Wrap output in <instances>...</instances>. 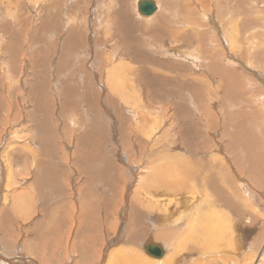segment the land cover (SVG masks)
I'll list each match as a JSON object with an SVG mask.
<instances>
[{
	"label": "bare ground",
	"instance_id": "1",
	"mask_svg": "<svg viewBox=\"0 0 264 264\" xmlns=\"http://www.w3.org/2000/svg\"><path fill=\"white\" fill-rule=\"evenodd\" d=\"M13 1L0 21V264H264V18L221 21L211 0H154L144 15L138 0L142 60L113 31L100 61L70 1L42 6L48 27H72L50 55L43 26L22 43Z\"/></svg>",
	"mask_w": 264,
	"mask_h": 264
},
{
	"label": "rangeland",
	"instance_id": "2",
	"mask_svg": "<svg viewBox=\"0 0 264 264\" xmlns=\"http://www.w3.org/2000/svg\"><path fill=\"white\" fill-rule=\"evenodd\" d=\"M3 1L6 2V3H3ZM7 1L8 0H0V21H1V14L5 11L3 9L4 5H2V4H6L8 6ZM17 1H21V4L20 5L15 4ZM45 1L46 0H14L13 1L14 7L15 6L16 7L19 6V7H18V10L15 12V14L12 13L11 16L13 15V17L15 19L13 17H12V19L13 20H17V22L19 24H23L21 26V28H20L21 31L24 30L22 32V35H23L22 43L25 41L24 40V35L26 33V29L27 28H32V26L35 25L36 26L35 29L36 30L40 29V32H39V30L38 31H33V35L40 36L39 33H42V28L41 27L43 26L45 31H46V35L39 37V40L41 42H39L38 44L44 50V54L46 53V54L50 55V51L49 50L52 48V47H50V44L52 43V41H53V43H55L57 35L59 37V34H63V39L67 35L69 36V34L72 33V27H71V25L69 26V29L71 28L70 29L71 31L68 32V30L65 29V32H62L63 29L59 25L60 22H59V24H56L54 26L53 25H49V27L47 26V24H44L43 21H41V20H43L45 18L44 16L46 15V10L43 9L46 6V4H45L46 2ZM49 1L50 0H47V2H49ZM66 1L67 2L68 1L71 2V3L70 2L68 3L69 9L67 7V15H66V17H71V19H73L74 21L75 20L78 21L77 22L78 23L77 24V28H78L79 31H80V28H82V25H81L82 22H85V25H83L84 29H82V31H84L87 34L88 31L90 30L91 33L93 32L94 35H96V39L94 40V36H93L91 40L92 41L93 40L96 41L98 39L97 42H95V44L98 43V47H100L99 48V52L97 53V57L100 58V61H103V57L105 56L104 55V47H102L101 44H103V43L104 44L105 43L110 44L111 42L116 44V45L118 44V42L116 43V40H114L111 37V36L114 35L113 31H115L116 33H118V32H120V33L127 32L128 34H132V37L126 38V40L124 41L123 45H119V46H120L121 50H123L124 53H126L125 56L128 55L130 57V55H131V56L135 57L134 59L142 60V57H141L140 53L143 52V51L138 53V50H136L137 48H134L135 46H137V44H138L137 41L138 40L141 43L142 48H145V46H146V44L144 43V42H146V32H145V30H146L145 29V27H146L145 25L146 24H145L144 19L142 17L140 18L138 16L139 14H137V11L135 10V6H136L135 4H136V2L138 0H83L80 3L77 0H66ZM240 1H242V2H240ZM74 2L75 3L78 2V3H76L78 5H76V6L74 5L73 6L72 3H74ZM190 2H192L191 6L193 8H194L195 5L198 6V4H199V2H198V4H196L194 2V0H190ZM193 2L195 3L194 5H193ZM200 2L202 3L204 1L200 0ZM208 2H209V0L206 3H208ZM210 2H213V5H214L213 6V11L215 12V14L217 16L216 18L220 19L221 21L222 20L223 21L224 20L228 21V19L230 17H233V16H235L234 18L241 17L242 19L246 20V18H252L251 16L253 14L255 16L259 15V17L264 18V15H263L264 14V0H211ZM32 3L35 4V5H33ZM71 5H72V7H70ZM42 6H44V7H42ZM16 7H15V9H16ZM73 8H75V9H73ZM162 8H163L162 12L170 13V7H166L165 5H163ZM257 9H259V10H257ZM108 10H111L110 11V15L112 16V18L115 21L114 25L117 24L116 26L112 27L113 29H111V28L109 29V27H107L106 25L104 26V23H103V19H104L103 15L104 14L106 15L107 14L106 11H108ZM76 11H78V12H76ZM177 12H179V11H177ZM226 16H228L227 19H225ZM24 17H27V18L29 17L30 19L28 18V20H27V18H24ZM60 17H61V15H60ZM39 18L40 19L43 18V19L39 20ZM88 18H89V20H88ZM23 19H25V20H23ZM57 19L59 20L58 17H57ZM89 22H91V23H89ZM129 25H131L130 27L132 28V33H131L130 30H124V29H127V26H129ZM58 27H59V29H58ZM142 27H143V29H142ZM13 28H15V27H13ZM15 29L17 31V28H15ZM32 29H34V28H32ZM50 29H53L52 34H49V30ZM108 30L112 31L113 33L107 32ZM54 33H55L56 36L54 35ZM104 33H105L106 37L104 36ZM153 33H156V30H153ZM7 35H9V33ZM81 35L85 36L83 32H81ZM46 37H47V39H46ZM82 43H83L82 45H84V43L86 44V43H88V41L85 42L84 40H82ZM35 44H37V43H35ZM38 44L36 45L37 47H39ZM89 45H90V42L88 43V46ZM126 48H129L130 50L126 49ZM2 51H5V50H2ZM135 51H137L136 54H135ZM145 80H146V78H145ZM52 92L54 93V91H52ZM37 97H38V95H37ZM55 97H58V96H55ZM95 97L97 99V96H95ZM33 98H35L34 95L31 96L30 100H28L29 103H30V108H33V106L35 104V101L33 100ZM31 102H33V104H31ZM60 107H56V109H55V107H52V108H49V110H50L51 113H54V115H55V111L54 110H56L58 113L61 112L60 109H62V113H64L63 111L67 112V108H65L63 110L64 107H62V105ZM32 110L33 109H31L30 111H32ZM60 124H61V122H60ZM15 169L18 170V168H15ZM3 205L4 204H2V206ZM62 236H63L65 241H63V243H61L59 241L58 242L62 246H65V245H67L69 243V246L71 247L72 246V242L70 241V239H67V233H63ZM53 243H54V241H53ZM60 249L63 250V248H60ZM50 256H51V251H50ZM56 259L59 260L62 263H65V257L64 256L62 257V259H59V258H56ZM54 260L55 259H53L51 261H54Z\"/></svg>",
	"mask_w": 264,
	"mask_h": 264
},
{
	"label": "water",
	"instance_id": "3",
	"mask_svg": "<svg viewBox=\"0 0 264 264\" xmlns=\"http://www.w3.org/2000/svg\"><path fill=\"white\" fill-rule=\"evenodd\" d=\"M138 9L141 14L151 15L157 9L156 3L154 0H140L138 4ZM152 244L148 245L149 251L156 253L158 255L162 254V250L158 247H152Z\"/></svg>",
	"mask_w": 264,
	"mask_h": 264
}]
</instances>
